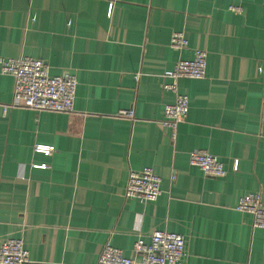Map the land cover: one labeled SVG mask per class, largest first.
<instances>
[{"label":"crops","instance_id":"obj_1","mask_svg":"<svg viewBox=\"0 0 264 264\" xmlns=\"http://www.w3.org/2000/svg\"><path fill=\"white\" fill-rule=\"evenodd\" d=\"M179 32L183 52L170 47ZM196 49L207 77L179 82L190 111L173 138L163 74ZM23 56L78 87L73 113L5 112L15 81L0 71V247L22 240L28 264H98L107 243L134 258L139 239L168 231L186 239L181 264H264V230L236 210L250 193L264 201V0H0V57ZM193 150L227 176L191 166ZM147 167L162 195L127 199L130 173Z\"/></svg>","mask_w":264,"mask_h":264},{"label":"built area","instance_id":"obj_2","mask_svg":"<svg viewBox=\"0 0 264 264\" xmlns=\"http://www.w3.org/2000/svg\"><path fill=\"white\" fill-rule=\"evenodd\" d=\"M241 2L242 0H233ZM229 10L241 14L239 5H231ZM170 47L183 52L189 47L188 39L182 32L175 33L171 38ZM208 53L196 49L191 59H181L173 69L165 71V91L175 94L172 104L165 106L163 125L172 130L176 138L178 127L189 115L190 100L180 93L179 82L182 79L203 80L207 77ZM0 71L14 78L15 87L12 107H25L36 112L73 113L78 81L75 75L64 73L51 76L47 64L42 60L23 56L19 59L0 57ZM120 116L135 119L134 110L121 111ZM264 139V134L262 135ZM55 148L47 145H36L35 153L49 156ZM189 164L199 168L208 177L223 178L227 170L220 160L205 150H193L189 153ZM45 165H34L36 169L46 168ZM239 163L235 162L233 171H238ZM162 179L152 168L132 171L129 175L125 196L141 202H155L162 195ZM236 210L250 214L253 217V227L264 230V201L262 196L250 193L242 197ZM186 239L183 235L168 231H156L146 243L139 239L134 245V258H128L124 253L107 243L103 248L98 264H181L186 256ZM30 253L20 239L6 240L0 247V264H28Z\"/></svg>","mask_w":264,"mask_h":264}]
</instances>
